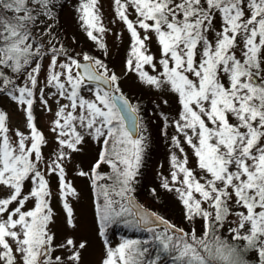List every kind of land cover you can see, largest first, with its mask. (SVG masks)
<instances>
[{
    "label": "snow or ice",
    "instance_id": "snow-or-ice-1",
    "mask_svg": "<svg viewBox=\"0 0 264 264\" xmlns=\"http://www.w3.org/2000/svg\"><path fill=\"white\" fill-rule=\"evenodd\" d=\"M97 4L98 0H80L77 12L88 37L104 48L94 35L105 31ZM114 4L132 39L129 70L155 88L167 85L178 97L181 110L174 124L191 146L202 175L187 166V158L173 154L172 184L165 180L162 187L178 194L185 219L191 223L199 218L201 229H178L134 203L131 184L142 162L144 137L125 126L122 113L134 114L137 109L116 94L118 87L113 91L118 77L108 75L101 60L85 53L86 63H81L51 40L47 50L39 42L33 29L44 23L41 17L53 15L55 0H0V92L22 106L29 130L26 135L16 129L10 136L7 115L0 111V186L7 189L0 197V264H65L63 257L53 256L54 234L49 230L53 212L45 171L58 176L62 200L76 194L65 180L63 161L69 157L66 149L80 151L85 136L78 128L102 142L90 172L78 173L90 176L94 191L103 198L96 204L101 235L105 226L125 215L133 217L134 227L150 233L144 240L106 246L101 264H165L162 257L170 258L171 264H247L246 252H254L258 264H264V0H114ZM129 8L135 21L129 19ZM137 27L157 39L162 69L158 75L143 70L145 65L155 69L156 63L145 44L149 37L142 38ZM51 28L44 31L51 35ZM45 55L50 61L40 99L47 107L45 88L55 90L51 95L58 97V109L52 131L60 147L41 169V148L47 141L35 125L32 107L41 70L36 58ZM61 56L63 60L58 59ZM21 76L22 85L17 84ZM91 84L96 87H88L93 96L88 99L81 92ZM60 98L68 103L61 104ZM132 123L138 130V119ZM172 140L183 152L177 137ZM101 164L111 167V175L98 172ZM29 180L31 189L25 193ZM103 180L111 183H100ZM29 200L34 207L25 211ZM63 206L67 223L74 227L71 208L66 201ZM154 222L163 230L149 227ZM226 225L228 237L223 234ZM56 247L70 249L68 264H79L86 242L77 245L68 238Z\"/></svg>",
    "mask_w": 264,
    "mask_h": 264
},
{
    "label": "rangeland",
    "instance_id": "rangeland-1",
    "mask_svg": "<svg viewBox=\"0 0 264 264\" xmlns=\"http://www.w3.org/2000/svg\"><path fill=\"white\" fill-rule=\"evenodd\" d=\"M61 1L63 0H55V4L61 3ZM79 3L80 0H72L71 3H66L61 10L62 25L70 34V40L64 41L57 36L56 38H51V35H45L41 25H38V27L34 29L33 34L39 42L45 46L46 50L51 47L49 44V40H51L53 45L57 48L62 47L67 54L77 60H83V55L85 53L94 59L101 60L108 69L107 74L111 75L115 73L118 77L117 82L112 85L113 91L118 87V94H122L130 99L132 105L137 109L140 123L142 113L150 115L154 129L151 132L152 134H150L149 140L152 147V154L149 157L145 169V181L149 187H146L144 192L157 189L159 192H156L154 200L152 199V202H150L154 205L153 208L157 209L156 206L158 203L165 206L167 208L166 211H164L165 214L161 215L175 225L181 227L180 224L182 222L180 219L185 218V215L178 194L175 191H169L162 187L165 180L172 184V155L175 154L177 159L181 160L187 158V166L191 168L198 177L202 175V173L197 166L191 146L185 142L183 134L177 131L174 124L175 121L179 120V113L181 110L178 97L167 85L161 88H155L144 83L139 78L136 71L129 70L127 67L126 61L129 58L132 39L125 24L118 19L116 15L114 0H98L97 4L101 23L105 31L103 33L94 32V35L101 38L105 45L104 48H100L96 41L90 39L85 28L82 27L79 13L77 12ZM55 7L53 9V16L57 13ZM128 15L130 20H136V14L131 8L128 10ZM53 16L47 17L50 22L54 20ZM216 23L217 25L219 24V18H217ZM137 31L142 38L145 35L149 37V39L145 41V44L149 54L154 57L156 63L155 69H153L151 65H145L143 70L150 75H158L162 69L159 65L161 53L157 39L151 32L145 33L143 29H139L138 27ZM236 54H240L239 49H237ZM36 59L41 65V70L39 73V85L34 92L32 113L37 129L43 134L47 141L41 148L44 162L39 165L41 169H46L47 162L54 158L55 153L60 147L56 140L57 133L52 131V121L55 119V112L58 109V97L51 95V93L55 91L54 89L45 88L44 99L47 100V107L42 104L39 88H44L45 86L50 55L37 57ZM58 59L63 60L64 57L61 56ZM100 70L103 71V69ZM23 83L24 77L21 76L17 80V84L22 85ZM88 87L95 89L96 86H86L81 92V95L85 98L92 99L93 96L92 93L88 91ZM60 103L66 104L68 101L60 98ZM0 111H3L7 115L10 136L16 129L24 132L26 135L28 134L29 130L26 127L25 112L22 106L11 99L7 92L0 93ZM78 131H81L82 135L85 136L84 142L79 146L80 151L73 152L66 149L65 151L69 153V157L63 161L65 180L70 182L76 194L67 195L65 200H62L58 176L45 171V179L48 181L50 192L48 201L53 212L52 222L49 224V230L54 234L53 247L55 251L53 252V256L63 257L65 259V264H68L67 256L70 249L56 246L62 244L66 239L72 238L77 245L82 241L86 242V247L81 251L79 264H101L106 246L115 248L118 241L113 240V242L108 243L106 238L101 239V236H99L100 220L94 203L91 178L90 176H81L78 173L81 171L86 173L90 172L92 165L98 158L97 149L102 145V142L88 136L79 128ZM140 134L139 136H143ZM189 135H191V132H189ZM174 136L180 141V147L183 148V152L173 144L172 138ZM143 137L145 138V136ZM12 138L15 140L14 136H12ZM100 169L101 166L98 169L99 173L102 172V169ZM110 171L112 173L111 168ZM179 179H182V176H180ZM100 183H102V181H100ZM178 186L179 183L177 182L174 187ZM30 189L31 181L29 180L25 182L24 192L27 193ZM6 195L7 189L0 186V197ZM65 201L72 210L74 227L69 226L67 223L68 217L63 206ZM34 203L33 200L27 201L24 210L26 211L34 207ZM144 203L146 202L144 201ZM104 232H106V226ZM9 243H12V241L9 240Z\"/></svg>",
    "mask_w": 264,
    "mask_h": 264
},
{
    "label": "trees",
    "instance_id": "trees-1",
    "mask_svg": "<svg viewBox=\"0 0 264 264\" xmlns=\"http://www.w3.org/2000/svg\"><path fill=\"white\" fill-rule=\"evenodd\" d=\"M72 0H63L61 3H56L55 8L57 9V13L53 16L54 20L50 22L47 17H41L42 20H44V23L41 24V28L44 29L48 25H52L51 28V38H56V36L59 39H62L64 41H68L71 39L70 34L66 29H64L61 21V10L64 8L63 6L66 3H71ZM35 29V28H34ZM33 29V31H34ZM45 35L48 34V32L44 31ZM89 86V85H88ZM1 93V92H0ZM145 116V117H144ZM141 123H140V135L145 136L144 138V152L142 156V162L138 169V174L135 176L133 182H132V194L135 195L140 202L144 203L145 205L149 206L153 210L157 211L160 214H165L164 211H166V207L157 204L156 208H153L152 199L154 200V197L156 195V192L158 193L157 189L149 190L147 192H144V189L146 187H149L146 184L145 181V172H146V166L149 161V157L152 154V147L150 143V134H152V130L154 129V125L151 122L150 115L142 113L141 117ZM101 150V147H98L97 154L99 158V152ZM97 158V159H98ZM110 166L107 164H101L102 174L111 175ZM100 169V170H101ZM99 172V171H98ZM111 181L109 180H103L102 184H110ZM156 190V191H155ZM92 191L95 194V201L97 203H101L103 198L102 196L98 197L94 189ZM165 216V215H164ZM133 217L131 215H125L123 218H116L112 223L108 224L106 226V240L108 243L113 242V240H117V245L121 243L125 239H134V240H144L150 236V233L145 231L144 229L140 227H134L132 224ZM181 227L187 232L195 228L197 231L201 229V221L199 218H197L194 222H189L185 218H181ZM127 221V222H126ZM115 223V224H114ZM121 223V224H120ZM155 230H162L158 228H154ZM105 230V228H104ZM225 237L229 236V233L227 231V225L225 226L224 232ZM162 259L165 260V264H171L170 258L162 257ZM244 259L247 261V264H258L257 256L254 252H246L244 253Z\"/></svg>",
    "mask_w": 264,
    "mask_h": 264
},
{
    "label": "water",
    "instance_id": "water-1",
    "mask_svg": "<svg viewBox=\"0 0 264 264\" xmlns=\"http://www.w3.org/2000/svg\"><path fill=\"white\" fill-rule=\"evenodd\" d=\"M81 63H86L85 61H83V60H79ZM76 71H81V70H76ZM98 83H100V86L101 87H104V88H108V85H104L103 83H101V82H98ZM112 87V86H111ZM117 95H120V94H118V93H116ZM125 97V96H124ZM127 100H128V102L131 104V102H130V100L127 98V97H125ZM132 105V104H131ZM122 115H124L125 117H126V119H125V126L127 127V128H129L130 130H132L133 131V134L134 135H138V130L137 129H135V128H133V123H132V121L134 120V119H138V121H139V118H138V114H137V112H135L134 114L133 113H128V112H124V113H122ZM132 197H133V199H134V203L137 205V206H139V208H141V209H143V210H145V211H147V212H149V213H155L157 216H160V217H163V216H161L160 214H158L157 212H155L154 210H152V209H150V208H148V207H146V206H144V205H142V203L135 197V196H133V195H131ZM133 211H135V209H133ZM164 218V217H163ZM165 220H167L170 224H172V225H175V224H173V223H171L168 219H166V218H164ZM176 226V225H175ZM149 227H163V225H158V222H154L153 224H151V225H149ZM141 228H143L142 226H141ZM176 228H178V229H180V227H178V226H176Z\"/></svg>",
    "mask_w": 264,
    "mask_h": 264
}]
</instances>
